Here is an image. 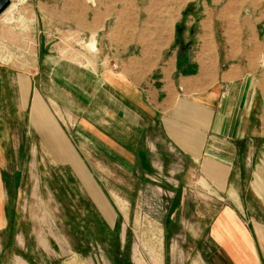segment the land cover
Returning a JSON list of instances; mask_svg holds the SVG:
<instances>
[{"label": "crops", "instance_id": "0c3cea01", "mask_svg": "<svg viewBox=\"0 0 264 264\" xmlns=\"http://www.w3.org/2000/svg\"><path fill=\"white\" fill-rule=\"evenodd\" d=\"M200 33L183 28L162 48L107 31L95 67L0 63V264H55L65 253L81 264L82 248L67 240L107 246L113 208L131 207L167 156H183L216 200L206 264H264L263 96L254 73L228 65L201 39L213 34ZM243 148L258 149L250 177L237 168ZM6 202L20 222L7 219ZM48 208L72 235L52 237L59 254L44 236Z\"/></svg>", "mask_w": 264, "mask_h": 264}, {"label": "rangeland", "instance_id": "374dc122", "mask_svg": "<svg viewBox=\"0 0 264 264\" xmlns=\"http://www.w3.org/2000/svg\"><path fill=\"white\" fill-rule=\"evenodd\" d=\"M11 4L16 6L13 17L8 21V14L0 15V63L6 67L40 72L49 57L95 67L96 43L107 31L124 35V43L164 48L174 45L178 31L194 28L198 34H213L201 39L211 51L218 46L228 65L254 73L264 100V0H9ZM90 43L96 51L92 52ZM212 57L210 62L215 61L214 53ZM111 67L117 69V64L112 61ZM261 140L259 145L264 144ZM239 150L238 171L250 177L256 170L258 149L252 156L249 149ZM163 158L157 170L160 175L148 178L142 187L135 185L137 196L131 207L113 208L116 219L108 228L107 246H81L67 240V250L82 248L81 264L207 263L203 240L205 226L218 210L212 207L217 206L216 200L196 180L193 166L183 156ZM6 207L7 219L20 222L16 208H9L11 202ZM48 210L46 220L51 228L44 236L57 253L52 237L63 231L67 234V230L59 228L54 219H60V214ZM39 213L34 210L29 216L36 221ZM102 214L109 218L108 212ZM64 258L55 264H73L72 254L65 253Z\"/></svg>", "mask_w": 264, "mask_h": 264}, {"label": "bare ground", "instance_id": "6f19581e", "mask_svg": "<svg viewBox=\"0 0 264 264\" xmlns=\"http://www.w3.org/2000/svg\"><path fill=\"white\" fill-rule=\"evenodd\" d=\"M15 7H16V6L13 5V4L9 5V6L7 7V9H5V11L1 14V16L5 15V14H8V17H7L6 20L9 21V17H11V18L13 17ZM1 16H0V17H1ZM88 46H89V48L92 50V52H93V51H96V47L94 46L93 43H90Z\"/></svg>", "mask_w": 264, "mask_h": 264}, {"label": "water", "instance_id": "95a60500", "mask_svg": "<svg viewBox=\"0 0 264 264\" xmlns=\"http://www.w3.org/2000/svg\"><path fill=\"white\" fill-rule=\"evenodd\" d=\"M9 6V0H0V15L5 11Z\"/></svg>", "mask_w": 264, "mask_h": 264}]
</instances>
